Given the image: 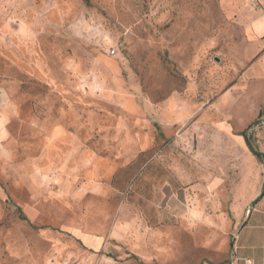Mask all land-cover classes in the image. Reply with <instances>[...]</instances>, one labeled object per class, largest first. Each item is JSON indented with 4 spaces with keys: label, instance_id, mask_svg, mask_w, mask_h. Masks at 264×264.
<instances>
[{
    "label": "rangeland",
    "instance_id": "1",
    "mask_svg": "<svg viewBox=\"0 0 264 264\" xmlns=\"http://www.w3.org/2000/svg\"><path fill=\"white\" fill-rule=\"evenodd\" d=\"M247 139L264 0H0V264H245Z\"/></svg>",
    "mask_w": 264,
    "mask_h": 264
},
{
    "label": "crops",
    "instance_id": "2",
    "mask_svg": "<svg viewBox=\"0 0 264 264\" xmlns=\"http://www.w3.org/2000/svg\"><path fill=\"white\" fill-rule=\"evenodd\" d=\"M253 211L250 212V215L247 217V220L245 222V225L237 232L236 234V241L238 240L241 233L246 229L248 226V223L250 221V218L252 217ZM242 237V236H241ZM245 240L244 242L248 245L246 248H249L251 250V255L248 257H245V264L247 260H250L252 264H264V209L257 214L255 225L249 226L247 229V232L244 236ZM237 244V243H236ZM244 250L245 246H239L236 245L235 248V255L232 261V264L235 263L237 260V251ZM244 259V257H242ZM204 264H211L209 262H205ZM218 264H229L227 261H222Z\"/></svg>",
    "mask_w": 264,
    "mask_h": 264
},
{
    "label": "trees",
    "instance_id": "3",
    "mask_svg": "<svg viewBox=\"0 0 264 264\" xmlns=\"http://www.w3.org/2000/svg\"><path fill=\"white\" fill-rule=\"evenodd\" d=\"M86 4L89 5L90 3V0H83ZM248 141V146H249V149L251 151V153L259 160L260 163H262L264 165V154L260 153L259 151L255 150L252 146V144L250 143V141L247 139ZM21 218L23 220H25V218L23 216H21Z\"/></svg>",
    "mask_w": 264,
    "mask_h": 264
},
{
    "label": "built area",
    "instance_id": "4",
    "mask_svg": "<svg viewBox=\"0 0 264 264\" xmlns=\"http://www.w3.org/2000/svg\"><path fill=\"white\" fill-rule=\"evenodd\" d=\"M246 264H252V262L250 260H247Z\"/></svg>",
    "mask_w": 264,
    "mask_h": 264
},
{
    "label": "water",
    "instance_id": "5",
    "mask_svg": "<svg viewBox=\"0 0 264 264\" xmlns=\"http://www.w3.org/2000/svg\"><path fill=\"white\" fill-rule=\"evenodd\" d=\"M249 215H250V212L248 213L247 217H248ZM243 226H244V224H243ZM243 226H241V227L239 228V230H240ZM239 230H238V231H239ZM238 231H237V232H238Z\"/></svg>",
    "mask_w": 264,
    "mask_h": 264
}]
</instances>
